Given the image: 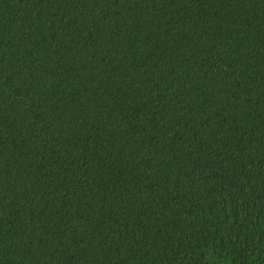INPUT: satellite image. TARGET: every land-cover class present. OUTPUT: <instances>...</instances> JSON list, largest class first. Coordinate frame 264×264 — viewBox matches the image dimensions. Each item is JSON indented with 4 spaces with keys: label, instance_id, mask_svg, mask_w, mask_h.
<instances>
[{
    "label": "trees",
    "instance_id": "16d2710c",
    "mask_svg": "<svg viewBox=\"0 0 264 264\" xmlns=\"http://www.w3.org/2000/svg\"><path fill=\"white\" fill-rule=\"evenodd\" d=\"M0 264H264V0H0Z\"/></svg>",
    "mask_w": 264,
    "mask_h": 264
}]
</instances>
